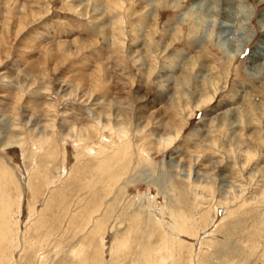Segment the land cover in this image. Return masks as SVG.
Here are the masks:
<instances>
[{"label":"rangeland","instance_id":"obj_1","mask_svg":"<svg viewBox=\"0 0 264 264\" xmlns=\"http://www.w3.org/2000/svg\"><path fill=\"white\" fill-rule=\"evenodd\" d=\"M262 41L264 0H0V264H264Z\"/></svg>","mask_w":264,"mask_h":264},{"label":"bare ground","instance_id":"obj_2","mask_svg":"<svg viewBox=\"0 0 264 264\" xmlns=\"http://www.w3.org/2000/svg\"><path fill=\"white\" fill-rule=\"evenodd\" d=\"M227 11H230V10H227ZM229 13V12H228ZM226 14V13H225ZM232 16V15H231ZM250 17V16H249ZM248 17V18H249ZM228 18H230L231 19V17L229 16ZM229 19V20H230ZM230 28V27H229ZM231 29V28H230ZM228 32V31H227ZM257 50V49H256ZM256 50H255V52H253L252 54V56H253V58H251V59H253V62H260V61H262V62H264V41H262V45L258 48V52H256ZM259 65H261V64H259ZM261 66H264V64L263 65H261ZM260 67V66H259ZM263 70V69H262ZM2 220V218L0 219V221ZM3 222V221H2ZM179 225V224H178ZM6 227V226H5ZM10 230H12L11 228H10ZM168 230H171V228H168ZM177 229H174V231H175V233L172 235V236H175V235H177V233H179L180 232V230L179 231H176ZM10 233H11V231H9ZM12 234V233H11ZM164 239V238H163ZM178 239V238H177ZM172 240L173 241H175L176 239H174V238H172ZM172 245V244H171Z\"/></svg>","mask_w":264,"mask_h":264}]
</instances>
